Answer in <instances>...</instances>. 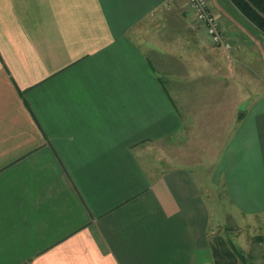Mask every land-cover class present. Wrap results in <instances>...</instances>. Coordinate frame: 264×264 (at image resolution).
Returning a JSON list of instances; mask_svg holds the SVG:
<instances>
[{
    "label": "crops",
    "instance_id": "0c3cea01",
    "mask_svg": "<svg viewBox=\"0 0 264 264\" xmlns=\"http://www.w3.org/2000/svg\"><path fill=\"white\" fill-rule=\"evenodd\" d=\"M207 2L229 50L186 0H0V264H214L225 202L264 264V38Z\"/></svg>",
    "mask_w": 264,
    "mask_h": 264
},
{
    "label": "trees",
    "instance_id": "16d2710c",
    "mask_svg": "<svg viewBox=\"0 0 264 264\" xmlns=\"http://www.w3.org/2000/svg\"><path fill=\"white\" fill-rule=\"evenodd\" d=\"M239 14L264 36V0H229ZM214 264H252L250 255L222 237L210 243Z\"/></svg>",
    "mask_w": 264,
    "mask_h": 264
},
{
    "label": "built area",
    "instance_id": "2783aa9c",
    "mask_svg": "<svg viewBox=\"0 0 264 264\" xmlns=\"http://www.w3.org/2000/svg\"><path fill=\"white\" fill-rule=\"evenodd\" d=\"M194 20L203 26L210 42L218 47L229 48L216 17L209 9L207 0H186Z\"/></svg>",
    "mask_w": 264,
    "mask_h": 264
},
{
    "label": "rangeland",
    "instance_id": "374dc122",
    "mask_svg": "<svg viewBox=\"0 0 264 264\" xmlns=\"http://www.w3.org/2000/svg\"><path fill=\"white\" fill-rule=\"evenodd\" d=\"M193 19H194V17H193ZM195 23H197V22L195 21V22H191L190 23V25H191L192 28H196V24ZM253 31H254V28H253ZM223 35L225 37V34L224 33H223ZM263 38H264V36H263ZM209 41H210V39H209ZM213 46H215V45H213ZM215 47H218V46H215ZM220 48H223V47H220ZM229 49H230V44H229V48H225V50H229ZM216 202L219 205L221 204V201H216ZM229 211H231V208H229L227 202H225V212H226V217L225 218H226V221H225V224L222 227H220L219 233H218L217 236L222 237L227 243H231V244L234 245V241L236 240V237L238 235H246L247 238L249 237L248 231H247L248 230V222H247L246 219H243L244 221L241 219V222L240 223L237 222L236 217H233V215L229 214ZM238 223H239V228L237 226ZM251 232L253 233L252 234L253 237L252 238H248L249 240H252V242H254V243L255 242L257 243V242H261L262 241L261 237H259V236L255 237V234L256 233H254L252 230H251ZM248 255H250V254H248ZM250 257H251V255H250Z\"/></svg>",
    "mask_w": 264,
    "mask_h": 264
}]
</instances>
